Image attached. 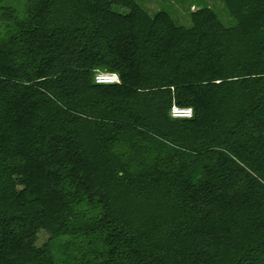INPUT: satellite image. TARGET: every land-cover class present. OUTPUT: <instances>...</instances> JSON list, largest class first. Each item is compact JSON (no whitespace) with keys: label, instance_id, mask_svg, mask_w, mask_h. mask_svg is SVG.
I'll use <instances>...</instances> for the list:
<instances>
[{"label":"trees","instance_id":"1","mask_svg":"<svg viewBox=\"0 0 264 264\" xmlns=\"http://www.w3.org/2000/svg\"><path fill=\"white\" fill-rule=\"evenodd\" d=\"M172 1L0 0V264H264V0Z\"/></svg>","mask_w":264,"mask_h":264},{"label":"rangeland","instance_id":"2","mask_svg":"<svg viewBox=\"0 0 264 264\" xmlns=\"http://www.w3.org/2000/svg\"><path fill=\"white\" fill-rule=\"evenodd\" d=\"M213 9L218 19L225 26L232 24V19L228 15V12L225 8L224 3L221 0H205ZM137 3L149 14H153L158 11L166 12L170 15V17L179 25L182 26H190L191 22L186 14L187 4H180L174 2L172 0H137ZM191 11L196 10V7H192ZM0 21L5 25L11 26L8 22H6L1 15L0 12ZM47 239V235L41 233L39 235L37 244H43Z\"/></svg>","mask_w":264,"mask_h":264},{"label":"built area","instance_id":"3","mask_svg":"<svg viewBox=\"0 0 264 264\" xmlns=\"http://www.w3.org/2000/svg\"><path fill=\"white\" fill-rule=\"evenodd\" d=\"M94 81L97 84H112L118 82V77L116 74L98 73L95 75ZM191 114V109L179 108L177 106H172L170 110L172 118H190Z\"/></svg>","mask_w":264,"mask_h":264}]
</instances>
